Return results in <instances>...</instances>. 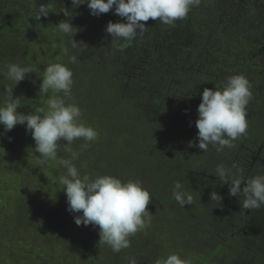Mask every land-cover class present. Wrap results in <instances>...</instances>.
Here are the masks:
<instances>
[{
    "label": "trees",
    "instance_id": "trees-1",
    "mask_svg": "<svg viewBox=\"0 0 264 264\" xmlns=\"http://www.w3.org/2000/svg\"><path fill=\"white\" fill-rule=\"evenodd\" d=\"M47 3L53 12L46 18L38 19L37 7ZM63 8L73 11L71 0H0V36L4 34L7 39L8 33L12 31L23 33L25 38L35 39L37 36L39 45L43 44L42 51L47 53V45L51 42L49 36L53 31L51 28L62 20L71 19L73 26L78 29L74 39L83 41L87 47L73 49L69 42L64 44L68 48V54L64 53V64L67 67L73 64L69 62L72 55L77 56L78 63H84L85 68H81L80 72L86 74L80 76V81L86 87V92L94 94L98 91L100 96L98 100L90 102V108H83V111L101 120L108 114V124H114L116 138L111 132V125L106 132L111 144L100 143L97 146L101 148L94 151V154L99 153L108 158L106 161L112 162L113 166L108 167L109 170H113L115 175L124 173L127 179H139L145 187L161 190L163 199H169L168 196L172 195L173 182L180 181L185 190L196 197L195 200H201L204 192L208 195L210 187L213 188L214 183L219 182L215 176L217 165L223 164L230 168L238 158L245 161L246 149L230 161L226 148L222 154L215 148L204 153L198 147L187 150L188 144H185V150H174L171 143L184 119L190 116L196 121L198 118V114L192 113L191 107L195 103L200 104L203 90H215L227 77L235 74L245 75L252 85L253 98L247 106L246 141L255 146L254 138L264 135V132L255 133L259 121L264 123V0H201L200 5L192 8L185 19L176 21L174 27L151 18L142 22L148 28L147 32L131 43L121 41L119 49L113 48L112 37L105 31L109 21L126 22L125 18L114 13V9L93 16L87 5L83 4L74 10L72 18H68L64 16ZM44 37L48 39L44 40ZM14 43V46H20L19 42ZM56 45L60 49L58 53L62 55L64 51L61 44L57 42ZM22 48L14 52L19 61L23 56ZM26 66L31 64L27 62ZM35 68L39 69L38 65ZM6 83L10 86L13 84L11 80ZM109 88L113 91H109ZM187 89L191 93H185ZM15 94L13 86V97ZM103 106H107L104 111ZM106 109L111 111L107 113ZM168 128L172 130L171 133ZM117 136L120 139L114 143ZM82 141L79 139L72 144L74 150L81 153L78 160L81 174V162L87 165L90 154L100 160L92 152L79 149ZM249 154V158L254 156L253 152ZM258 155V163L262 166L261 157L264 158V153ZM252 163L254 169L256 160L252 159ZM238 165L242 167V164ZM98 169L101 172L98 175L108 171L102 166ZM260 173L264 174L263 169L256 168L255 175ZM157 179L163 188L151 186V182ZM224 186L219 189L215 187L218 194L227 187ZM178 207L187 223L191 222L194 226L191 220L194 219L196 225L199 218L196 219L194 208H182L179 204ZM47 210L48 207L44 208L43 216ZM258 213L264 215V211ZM243 214L248 216L245 212ZM257 220L264 226L262 221ZM243 222L238 219V229ZM263 226L261 232H264ZM199 232H194L192 237ZM241 238L243 240L245 236Z\"/></svg>",
    "mask_w": 264,
    "mask_h": 264
},
{
    "label": "rangeland",
    "instance_id": "rangeland-1",
    "mask_svg": "<svg viewBox=\"0 0 264 264\" xmlns=\"http://www.w3.org/2000/svg\"><path fill=\"white\" fill-rule=\"evenodd\" d=\"M51 29L53 31L49 36L51 42L47 45L49 50L47 53L42 51L44 47L43 44L39 45L37 36L35 39L25 38L23 33L14 31L8 33L7 39L4 34L0 36L1 45L4 43L0 46V91H6V88L14 86V83L11 84L12 86L6 83L9 80L6 75L3 77L9 63H19L22 66H26L27 62L31 64L27 67L31 68L32 72L27 73L26 78L14 86L16 91L14 98L20 97L21 99V106L17 109L20 113L30 114L38 108H46L47 99L53 95L51 90L45 95H39V85L42 82L44 69L49 64H64V52H61L62 55L58 53L60 49L57 48L56 43L63 42L66 45L69 39L63 33L58 34L54 27ZM45 39L48 38L44 37ZM14 42H19L20 46H14ZM9 44H13V46L8 47ZM17 48L23 49L20 61L18 57L14 56ZM32 61L38 65L39 69L36 70V65ZM69 68L73 72L74 85L72 89L75 91L72 90V99L66 98V103L75 102L78 104L83 113L82 118L87 125L98 132V138L91 142L87 149L82 150V152L90 151L94 154L97 148H101L97 146L98 144H111L106 132L109 131L112 124H108V114L101 120V118H93L83 111L90 108V102L98 100L100 95L98 91L94 94L91 91L86 92V87L82 85L80 76H84L86 73L82 75L80 71L81 68H85L84 63H78L77 60V63L69 65ZM32 81H36V83L33 84ZM109 91H113V89L109 88ZM184 92L191 93L189 89ZM117 93L121 94L120 91ZM57 95L63 96V93ZM5 99L6 93H1L0 104ZM195 101L197 102V99ZM106 107H102L103 111ZM197 108L198 104H193L192 113L198 114ZM110 111L111 109H106L107 113ZM112 127L111 132L116 138L114 124ZM168 130L169 133L172 132L171 129L168 128ZM197 132L195 121L190 116L184 119L173 137L172 149L185 150V144L189 145L187 150L198 147V140L195 139ZM262 132H264V123L259 121L255 133ZM245 136H241L235 141V147L226 148V150L233 155L242 154L245 150L243 145L247 139ZM119 139L117 136L114 143H118ZM77 141L79 139L74 140V143ZM59 143L63 145L67 142L62 140ZM83 143L84 141L79 144L80 150ZM122 144L123 142L120 143V145ZM72 148L74 149V147ZM213 148L209 145L208 151ZM34 149L35 141L31 134L26 133L25 125L18 124L8 132H5L3 125H0V264H127L126 257L128 256L136 257L138 264H155L157 258L166 257L172 253H179L182 258H190L192 264H204L206 260V264H218L217 262L220 264H264V232H261L263 224L257 220L264 223V215L258 213L264 211V206L250 210L248 216H245L241 228L238 229V219L243 213V209L239 208L238 211H234L230 207L229 211L227 209L226 211L216 207V202L210 200V193L218 192L216 188L223 187L219 182L214 183L213 188L210 187L211 192L208 195L207 192H204L203 197H200L199 194L201 200H195L196 197H194L193 204L184 206L192 208V210L194 208L195 217L199 218L196 225L194 219H191L194 226L191 222V225L187 223L186 217L181 216L182 210H179L173 195H169V199L165 197L163 199L161 190L143 186L149 190L152 197L147 206L153 215L151 226L138 231L130 238L131 247L123 249L119 253L113 252L110 247L98 244V227L77 226L74 223L73 217L76 214L67 211L64 186L59 183V177L66 173V169L60 168L58 160L49 161L46 165H39L40 154ZM67 153L61 146L58 149V159L68 158L70 154ZM94 155L100 160L93 158V155L90 154L81 175L89 174L94 178L98 173H101L98 167L102 166L108 170L105 174L113 176V170L108 169L113 166L112 162L106 161L108 158L102 157L99 153ZM246 155L249 158L248 146ZM78 164L79 161H76L79 168ZM241 168L246 178L255 176V172L252 173V164ZM114 176L122 181L128 180L124 173L114 174ZM151 186L163 188L158 179L152 181ZM198 191L202 192L200 188ZM46 207L48 210L43 216L42 212ZM251 222L253 224H250ZM196 231L200 232L192 237ZM242 236H245L243 240ZM37 253L40 255L38 256ZM257 253L258 255L255 256L254 254Z\"/></svg>",
    "mask_w": 264,
    "mask_h": 264
},
{
    "label": "clouds",
    "instance_id": "clouds-1",
    "mask_svg": "<svg viewBox=\"0 0 264 264\" xmlns=\"http://www.w3.org/2000/svg\"><path fill=\"white\" fill-rule=\"evenodd\" d=\"M201 0H71L73 11L63 8L65 17L74 15V10L86 4L93 16L114 13L125 18L126 22H111L105 31L112 37L113 48L119 49L121 41L131 43L137 37H142L148 30L145 23L150 18L174 27L176 21L187 17L192 8L198 7ZM53 12L49 3L40 4L36 9L37 18L48 17ZM69 37L71 48H85L83 41L74 39L78 29L73 26L71 19L62 20L53 26ZM64 53L68 48L61 42ZM77 56L69 57L70 63H77ZM6 78L18 85L26 78L32 69L19 63H9ZM33 84L36 81H32ZM74 85L73 72L62 63H51L44 69L42 82L39 85V95H45L50 90L53 93L47 101V107L36 109L30 114L17 111L21 106L20 97H13V87L6 88V99L0 104V125L4 131H11L16 125H25L26 133L31 134L35 141L34 151L39 153L38 164L46 165L56 161L66 169L59 177V183L64 186L67 199V211L74 213L73 219L77 226H93L99 228L98 244L106 245L115 253L131 247V237L138 231L151 226L153 215L148 210L152 200L148 189L143 187L139 179L122 181L112 175L89 174L81 175L76 161L80 151L72 148L74 140L82 139L81 151L87 149L90 143L98 138V132L87 125L82 118L81 108L75 102L66 103L72 99ZM252 85L243 74H235L226 78L215 90L205 88L201 93L198 105V118L195 127L198 129L195 137L198 148L206 153L209 145L217 152L225 148L235 147V141L247 134V106L253 98ZM63 93V96L57 95ZM256 142L264 139V135L254 138ZM11 140V137H9ZM66 141L61 145L60 141ZM70 155L58 159V149ZM81 168L86 165L81 162ZM219 182L228 186L231 197H243L242 209L253 210L264 206V174L245 177L243 169L237 164L226 167L219 164L215 169ZM243 185V187H242ZM172 195L175 201L184 208L191 205L194 196L185 190L180 181L173 182ZM223 196L216 191L210 193V200L216 202V207L223 208ZM127 264H138L136 257H126ZM155 264H192L188 257L182 258L179 253L157 258Z\"/></svg>",
    "mask_w": 264,
    "mask_h": 264
},
{
    "label": "flooded vegetation",
    "instance_id": "flooded-vegetation-1",
    "mask_svg": "<svg viewBox=\"0 0 264 264\" xmlns=\"http://www.w3.org/2000/svg\"><path fill=\"white\" fill-rule=\"evenodd\" d=\"M179 117L180 116H178V118ZM243 146L245 147V149L248 146V152H253L254 156H251L250 158L246 157L245 161L242 158H238L232 163L242 164V167H245L248 164H252V167H253V163H252V159H253V160H256V166L253 169L252 173L255 172L256 168H262L263 172H264V158L261 157V159L263 161V165L262 166L258 163V158H259L258 153H264V139H263V142H261V140L259 142H256L255 146L253 144H251L250 141H246L245 140V143H244ZM226 151H228V150H226ZM228 155L230 157V161H232L236 154L233 155L229 151ZM224 187L225 186L223 185V188ZM242 187H243V185H242ZM219 194L221 196H223V198H224L223 199V208H225V210L227 209L229 211V208L231 207L230 208L231 210L238 211L239 208H242L241 207L242 200H243L242 197H231V196H229V194H228V186L222 192H219ZM237 204H238V206H236ZM243 212L248 214L250 212V210H243ZM240 219L245 220V214L241 213L240 214Z\"/></svg>",
    "mask_w": 264,
    "mask_h": 264
}]
</instances>
